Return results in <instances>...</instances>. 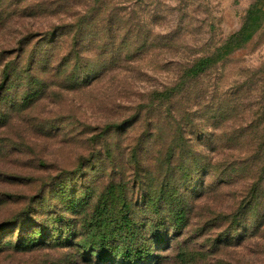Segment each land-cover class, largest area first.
Here are the masks:
<instances>
[{
	"label": "rangeland",
	"instance_id": "374dc122",
	"mask_svg": "<svg viewBox=\"0 0 264 264\" xmlns=\"http://www.w3.org/2000/svg\"><path fill=\"white\" fill-rule=\"evenodd\" d=\"M255 1L0 0V264H264V27L155 96Z\"/></svg>",
	"mask_w": 264,
	"mask_h": 264
},
{
	"label": "trees",
	"instance_id": "16d2710c",
	"mask_svg": "<svg viewBox=\"0 0 264 264\" xmlns=\"http://www.w3.org/2000/svg\"><path fill=\"white\" fill-rule=\"evenodd\" d=\"M263 27L264 0H256L246 11L241 26L237 31L232 32L228 37L220 41L211 52L187 63L178 82L173 87L166 88L164 92L156 93V98L169 100L175 94L179 93L191 80L206 74L216 65L230 58L238 50L249 45ZM244 83V86L237 91L238 93L236 92L237 96H240L239 92L242 91L243 93V96L238 97V99H243V101L250 100L248 96H251L253 91L258 95L257 98L259 100L254 99L255 102L249 101L248 107H244L243 103L240 104L239 102L241 100H238L239 102L237 101V103H233L232 105L234 113H241L244 109L248 108V110H251V108L258 107L257 111L252 114L254 119H252L251 126L249 127L252 132L250 141L251 152L245 155L240 153L238 159L244 162V165L258 167L257 181H259L261 176L264 175V93L257 89L256 81L253 78L248 79ZM261 182H263V179L254 184V190H258L257 188ZM100 258H104V256H100Z\"/></svg>",
	"mask_w": 264,
	"mask_h": 264
}]
</instances>
